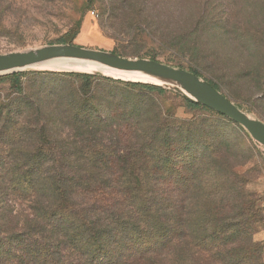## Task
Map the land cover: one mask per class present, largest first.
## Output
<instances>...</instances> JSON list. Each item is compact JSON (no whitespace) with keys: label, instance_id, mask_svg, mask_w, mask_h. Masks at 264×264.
<instances>
[{"label":"rangeland","instance_id":"obj_1","mask_svg":"<svg viewBox=\"0 0 264 264\" xmlns=\"http://www.w3.org/2000/svg\"><path fill=\"white\" fill-rule=\"evenodd\" d=\"M64 45L187 70L264 122V0H0V54ZM68 73L0 76V264H264L263 146L171 88ZM106 86L152 129L98 135ZM49 207L81 238L50 241Z\"/></svg>","mask_w":264,"mask_h":264},{"label":"water","instance_id":"obj_2","mask_svg":"<svg viewBox=\"0 0 264 264\" xmlns=\"http://www.w3.org/2000/svg\"><path fill=\"white\" fill-rule=\"evenodd\" d=\"M52 62H57L59 66L64 68H80L84 71H66V69H63L58 70V72L94 74L118 80L120 78H114L110 74L130 73L134 75L142 74L160 80L161 84H147L171 88L191 102L221 114L243 127L254 141L264 147V122L241 110L224 94L197 75L155 60H132L113 53L88 50L73 45L48 46L24 52L0 54V76ZM91 69H99V71L89 72Z\"/></svg>","mask_w":264,"mask_h":264},{"label":"trees","instance_id":"obj_3","mask_svg":"<svg viewBox=\"0 0 264 264\" xmlns=\"http://www.w3.org/2000/svg\"><path fill=\"white\" fill-rule=\"evenodd\" d=\"M20 74H16L14 75V77H19ZM67 76L70 77H78L84 80H89V79H95L96 77H92L89 75H79L77 73H68ZM5 79L4 78H0V83L3 82ZM106 82H112L109 79H103ZM99 85H95L93 86L94 89H98ZM145 89H151V90H156L155 87H149V86H141ZM214 87V86H213ZM215 88V87H214ZM92 89V86L89 85L87 87V89H84L82 92L84 93V98L85 101L89 102L86 107H84L83 109V113L90 112V109H94V106L92 108V101H91V97H85L86 95H91L90 90ZM99 93L102 95L103 99L108 102V104L104 103V100H100V102L96 105L97 107H95V109L97 110V115H96V124L95 127L98 130V135L101 134L102 137L108 136L110 139L115 138L116 136H118L120 133H122L123 131H126V133L123 135L124 137H127L129 135H132V137L135 138H139L140 136H142L144 133H146L147 131L152 129L153 125H149L148 120L145 119H141L140 117H137L135 115L137 109H139L140 106L138 107H133L129 105V102L127 100V98L121 94H116L114 93L112 90H109V88L106 86V88L102 89L99 91ZM189 105L193 106V107H200V104L197 103H189ZM142 106V104H141ZM57 107L58 109L64 108L65 106L62 104V102H58L57 103ZM116 109L121 110V113H116ZM74 110V109H73ZM67 112V110L65 111V113ZM88 123H86L87 126L82 125V122H78V129L79 130H84L85 127H90L91 122L89 121V119L87 120ZM82 125V126H81ZM76 131V132H77ZM119 141V140H118ZM117 145H121L120 142L117 143ZM61 181L58 180L57 181V185L55 186L57 191H60V193L62 192V189L64 187H62L60 189L61 186ZM122 188L123 187H119ZM101 188L96 189L93 188L92 186H90V190L88 191V193H102V191H100ZM124 191V190H123ZM51 194L53 195L54 193L51 192ZM63 194H65V192L63 191ZM61 195V194H60ZM54 196V195H53ZM51 197V196H50ZM51 199V198H50ZM97 200L95 201V204H97ZM99 214L98 217V221L95 222L94 224L96 226H98L99 224H112V216L111 215H115V213L112 212L111 209H105L103 208L101 205L99 207H93L92 210L89 211L88 216L89 217H93V214ZM48 226L50 227L51 231L49 232V237H50V241H51V236L57 238L58 240L62 241L61 237L64 236L65 240H74V237L76 238V234L78 233L79 238H81V231H77L76 225L74 222L68 221L67 219H65L62 216L58 215V211L56 209H51L49 207L48 210ZM124 226V225H122ZM72 235L73 237H70V235ZM88 254H83L81 256L80 262H83L86 260ZM89 261V260H87ZM94 262V261H93ZM90 264L92 263V260L90 261Z\"/></svg>","mask_w":264,"mask_h":264},{"label":"bare ground","instance_id":"obj_4","mask_svg":"<svg viewBox=\"0 0 264 264\" xmlns=\"http://www.w3.org/2000/svg\"><path fill=\"white\" fill-rule=\"evenodd\" d=\"M46 70V69H50V70H54V71H58V70H63V69H66V71H78V72H84L83 69H80V68H71V67H61L59 66V63L57 62H52V63H47V64H41V65H37V66H34L28 70ZM99 71V69H91L89 70V72H97ZM110 75H112L114 78H124V79H131V80H134L132 78H136V79H139L140 81H144L146 83H154V84H161V81L160 80H157V79H154V78H151V77H148L146 75H140V74H130V73H111ZM131 77V78H130ZM179 88L181 90L184 91V89L178 85ZM185 92V91H184Z\"/></svg>","mask_w":264,"mask_h":264}]
</instances>
